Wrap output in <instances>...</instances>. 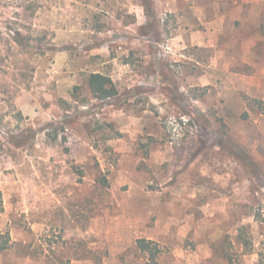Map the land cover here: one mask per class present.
I'll list each match as a JSON object with an SVG mask.
<instances>
[{
  "label": "rangeland",
  "instance_id": "374dc122",
  "mask_svg": "<svg viewBox=\"0 0 264 264\" xmlns=\"http://www.w3.org/2000/svg\"><path fill=\"white\" fill-rule=\"evenodd\" d=\"M256 100L264 0H0V264H264Z\"/></svg>",
  "mask_w": 264,
  "mask_h": 264
},
{
  "label": "trees",
  "instance_id": "16d2710c",
  "mask_svg": "<svg viewBox=\"0 0 264 264\" xmlns=\"http://www.w3.org/2000/svg\"><path fill=\"white\" fill-rule=\"evenodd\" d=\"M147 13L150 14V12L147 10ZM14 39L17 43H22L23 40L21 38V34L19 30H15L14 32ZM87 85L91 91V93L94 95L95 98L99 100H106L109 98H112L117 95V88L111 79V77L108 74H105L103 72H96L92 71L90 72L86 77ZM256 106L259 110V112L264 115V100H256ZM246 115V114H244ZM234 146V152H239L238 147L236 145ZM3 206L2 198L0 197V207ZM10 242L9 235L6 232H2L0 230V252L4 251L8 248ZM150 241L139 239L138 240V247L142 251H149L154 256L157 251L153 252L152 248L150 247ZM246 244V243H245Z\"/></svg>",
  "mask_w": 264,
  "mask_h": 264
}]
</instances>
